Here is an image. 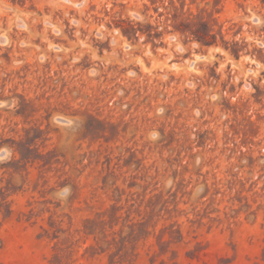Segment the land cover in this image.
<instances>
[{
    "label": "rangeland",
    "instance_id": "374dc122",
    "mask_svg": "<svg viewBox=\"0 0 264 264\" xmlns=\"http://www.w3.org/2000/svg\"><path fill=\"white\" fill-rule=\"evenodd\" d=\"M0 264H264V0H0Z\"/></svg>",
    "mask_w": 264,
    "mask_h": 264
},
{
    "label": "clouds",
    "instance_id": "9594fccd",
    "mask_svg": "<svg viewBox=\"0 0 264 264\" xmlns=\"http://www.w3.org/2000/svg\"><path fill=\"white\" fill-rule=\"evenodd\" d=\"M69 192V189L64 190V194H67Z\"/></svg>",
    "mask_w": 264,
    "mask_h": 264
},
{
    "label": "trees",
    "instance_id": "16d2710c",
    "mask_svg": "<svg viewBox=\"0 0 264 264\" xmlns=\"http://www.w3.org/2000/svg\"><path fill=\"white\" fill-rule=\"evenodd\" d=\"M130 26L132 27V24H130ZM133 28V27H132ZM123 29V32H124V28H122Z\"/></svg>",
    "mask_w": 264,
    "mask_h": 264
}]
</instances>
